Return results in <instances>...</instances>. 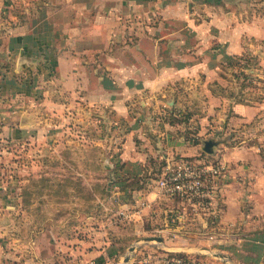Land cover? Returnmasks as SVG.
Wrapping results in <instances>:
<instances>
[{
    "label": "crops",
    "instance_id": "1",
    "mask_svg": "<svg viewBox=\"0 0 264 264\" xmlns=\"http://www.w3.org/2000/svg\"><path fill=\"white\" fill-rule=\"evenodd\" d=\"M241 1L246 3L244 12L235 6ZM256 6L263 7L264 0H0V100L28 96L35 83L45 79L40 94L73 95L81 106L115 112L130 128L127 144L135 138L146 141L152 134H146L143 125L149 124L152 111H164L154 96L172 80L217 78L218 66L238 52L242 33L261 36L264 7L257 13L252 9ZM222 100L214 99V106L220 107ZM230 109L242 124L260 113L241 103ZM19 111L14 106L6 118L0 114V121L22 125ZM162 127L156 141L174 148L149 149L161 164L174 157L206 158L199 155L200 146L184 144L172 126ZM261 147L256 140L222 154L228 170L219 219L206 230L214 239L211 248H197L194 241L202 236L205 221H195L201 225L196 232L190 224L181 227L172 221L182 211L180 201L169 200L156 188L153 199L169 202L136 204L138 227L153 225L149 231L143 229V239H161L155 246L146 243L143 250L195 256L212 264H264ZM144 159V154L127 153L124 172L139 173ZM156 223L160 228H154ZM180 239L186 244H178Z\"/></svg>",
    "mask_w": 264,
    "mask_h": 264
},
{
    "label": "rangeland",
    "instance_id": "2",
    "mask_svg": "<svg viewBox=\"0 0 264 264\" xmlns=\"http://www.w3.org/2000/svg\"><path fill=\"white\" fill-rule=\"evenodd\" d=\"M236 3L244 12L246 3ZM263 7L252 9L261 13ZM227 57L217 78L172 80L154 96L164 111H152L143 125L152 134L146 141L135 138L127 144L129 127L115 112L81 106L73 95L40 94L45 79L28 96L0 100L5 118L14 106L23 113L20 126L0 121V264H128L125 258L140 264L148 243L143 229L153 225L138 227L136 204L169 202L153 199L164 163L149 153L172 148L156 141L163 123L182 135L184 144L200 146L199 155L223 167L221 188L227 149L257 140L264 158V31L261 36L242 33L238 52ZM214 99L223 104L214 106ZM237 103L253 105L260 113L250 123H238L230 109ZM207 143L213 144L210 155L203 150ZM127 153L145 155L139 173L124 172ZM197 223L185 225L194 231L201 227ZM204 225L194 241L207 249L214 239L206 231L209 222ZM177 243L186 244L183 239Z\"/></svg>",
    "mask_w": 264,
    "mask_h": 264
},
{
    "label": "built area",
    "instance_id": "3",
    "mask_svg": "<svg viewBox=\"0 0 264 264\" xmlns=\"http://www.w3.org/2000/svg\"><path fill=\"white\" fill-rule=\"evenodd\" d=\"M222 177L223 167L207 158L174 157L164 162L156 187L161 195L180 201L182 211L174 215L172 221L184 224L202 220L213 225L219 219L217 200L221 194ZM141 264L212 263L195 256H160L151 251L144 254Z\"/></svg>",
    "mask_w": 264,
    "mask_h": 264
},
{
    "label": "water",
    "instance_id": "4",
    "mask_svg": "<svg viewBox=\"0 0 264 264\" xmlns=\"http://www.w3.org/2000/svg\"><path fill=\"white\" fill-rule=\"evenodd\" d=\"M212 146H213V144L211 143V144H209L208 145V143L207 144H205V147H204V152L206 153V154H208V155H210L211 154V152H212ZM143 241L144 242H151V241H155V242H158V243H160L161 242V239L160 238H145V239H143ZM132 249L133 248H130V251H132ZM129 262V259L128 258H125L124 259V263H128Z\"/></svg>",
    "mask_w": 264,
    "mask_h": 264
}]
</instances>
